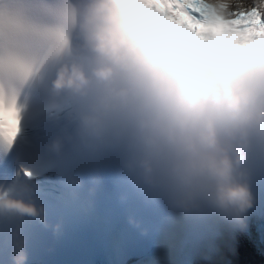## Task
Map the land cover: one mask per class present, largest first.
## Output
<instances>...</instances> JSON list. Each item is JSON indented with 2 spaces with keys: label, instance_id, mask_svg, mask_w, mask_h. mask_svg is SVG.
<instances>
[{
  "label": "clouds",
  "instance_id": "clouds-1",
  "mask_svg": "<svg viewBox=\"0 0 264 264\" xmlns=\"http://www.w3.org/2000/svg\"><path fill=\"white\" fill-rule=\"evenodd\" d=\"M208 3L226 5L227 16L264 0ZM74 16L71 42L46 55L30 82L67 113L44 153L63 158L70 148L104 162L87 175L59 173L67 196L94 212L106 162L114 160L112 193L139 238L159 237L166 246L179 222L246 229L264 176V68L234 67L218 55L209 69L190 38L161 28L129 0H74ZM133 203L158 219L146 222ZM0 217L38 221L56 237L64 231L62 219L49 221L27 178L0 190ZM10 243L9 264H28L20 227Z\"/></svg>",
  "mask_w": 264,
  "mask_h": 264
},
{
  "label": "snow or ice",
  "instance_id": "snow-or-ice-1",
  "mask_svg": "<svg viewBox=\"0 0 264 264\" xmlns=\"http://www.w3.org/2000/svg\"><path fill=\"white\" fill-rule=\"evenodd\" d=\"M129 2L161 28L178 29L179 33H170L190 38L209 69L218 55L234 67L264 68V5L247 6L225 16L222 5L214 7L208 0ZM74 24V0H0V190L21 178L36 181L33 185L39 197L53 213L74 201L56 178L54 191L45 192L41 186V180L56 177L46 163L43 144L67 119V113L52 104L43 87L33 88L30 82L44 71L46 55H57L71 42ZM210 36L216 37L218 47H206ZM47 76H51L50 67ZM29 104L31 116L26 115ZM99 162L70 148L62 158L64 167L82 175ZM106 163V175L111 177L115 162ZM132 208L151 222L147 210L136 203ZM16 227L28 241L26 221L0 217V264H8L10 235Z\"/></svg>",
  "mask_w": 264,
  "mask_h": 264
}]
</instances>
